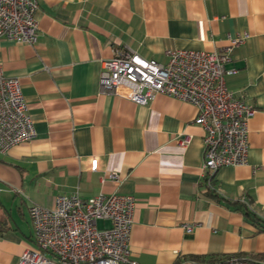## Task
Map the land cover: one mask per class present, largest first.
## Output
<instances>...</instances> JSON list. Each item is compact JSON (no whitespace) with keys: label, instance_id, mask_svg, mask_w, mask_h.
<instances>
[{"label":"crops","instance_id":"crops-1","mask_svg":"<svg viewBox=\"0 0 264 264\" xmlns=\"http://www.w3.org/2000/svg\"><path fill=\"white\" fill-rule=\"evenodd\" d=\"M36 1L35 42L0 38L3 73L19 80L36 132L0 153V264L36 248L29 205L52 206L75 190L135 197L129 248L140 264L264 252V231L225 201L264 220V0ZM236 33L248 37L233 49L227 66L237 72L225 81L255 112L248 162L216 171L217 199L206 193L196 107L165 93L144 104L102 93L99 73L116 48L164 62L168 49L220 51ZM108 171L119 179H102Z\"/></svg>","mask_w":264,"mask_h":264},{"label":"built area","instance_id":"built-area-1","mask_svg":"<svg viewBox=\"0 0 264 264\" xmlns=\"http://www.w3.org/2000/svg\"><path fill=\"white\" fill-rule=\"evenodd\" d=\"M36 0H0V38L32 44L37 36ZM248 33L228 35L220 51L168 49L166 61L145 58L130 48H116L102 62V93L147 103L165 93L193 104L194 121L203 129L202 170L206 184L224 166L248 162V120L255 107L231 91L225 81L237 72L227 66L232 51ZM36 132L16 77L6 76L0 63V153L32 139ZM187 143L188 136L181 139ZM92 157L89 169L97 170ZM103 178L119 179L115 171ZM135 197L99 192L82 196L77 190L57 194L52 206L28 207L36 248H24L16 264H140L130 255L129 236ZM98 221L108 224L99 226ZM187 232L192 224L184 225Z\"/></svg>","mask_w":264,"mask_h":264},{"label":"trees","instance_id":"trees-1","mask_svg":"<svg viewBox=\"0 0 264 264\" xmlns=\"http://www.w3.org/2000/svg\"><path fill=\"white\" fill-rule=\"evenodd\" d=\"M206 188L208 195L220 199L211 183L206 184ZM225 201L235 209L241 210L244 216L257 226L259 231H264V220L248 208L246 203L230 199H225ZM180 260L184 264H264V252L188 254L183 255Z\"/></svg>","mask_w":264,"mask_h":264}]
</instances>
